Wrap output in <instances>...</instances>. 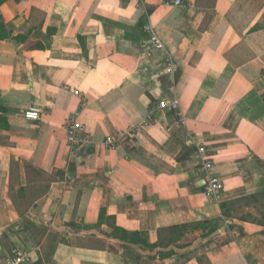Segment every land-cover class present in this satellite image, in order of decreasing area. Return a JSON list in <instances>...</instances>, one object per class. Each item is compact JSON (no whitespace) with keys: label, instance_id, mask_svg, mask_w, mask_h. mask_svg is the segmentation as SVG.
<instances>
[{"label":"crops","instance_id":"obj_1","mask_svg":"<svg viewBox=\"0 0 264 264\" xmlns=\"http://www.w3.org/2000/svg\"><path fill=\"white\" fill-rule=\"evenodd\" d=\"M173 97L184 122L158 108ZM75 113L91 140L72 146ZM263 191L264 0H0V260L24 248L26 264H264V199L221 207Z\"/></svg>","mask_w":264,"mask_h":264},{"label":"built area","instance_id":"obj_2","mask_svg":"<svg viewBox=\"0 0 264 264\" xmlns=\"http://www.w3.org/2000/svg\"><path fill=\"white\" fill-rule=\"evenodd\" d=\"M192 0H166V4L181 6L190 3ZM145 30L148 32V41L159 49H164L163 42L159 39L156 33L153 31L151 26H146ZM167 69L171 72L175 71V65L171 58L166 60ZM79 94V91L75 92ZM159 109H171L176 111L179 115V121L184 122V114L181 112V105L176 97L171 99L164 98L158 103ZM25 117L32 120H39L41 118L40 110L38 108L32 107L25 111ZM154 118V110H152L146 118V122H151ZM66 132L69 143L72 146L83 145L91 140V136L88 133L86 126L80 120L79 113H75L66 124ZM118 138L114 136H109L106 139V145L109 148L117 147ZM199 153L201 155V163L198 168L200 174L205 175L206 183L204 185V192L208 196H215L219 194L224 189L223 180L221 177L215 173L214 170V160L213 156L208 152V150L201 146L199 147ZM34 257L31 251L24 248H15L11 253L5 254V256L0 260V264H26L32 263Z\"/></svg>","mask_w":264,"mask_h":264},{"label":"trees","instance_id":"obj_3","mask_svg":"<svg viewBox=\"0 0 264 264\" xmlns=\"http://www.w3.org/2000/svg\"><path fill=\"white\" fill-rule=\"evenodd\" d=\"M260 196H264V191L262 192V194L260 195H254V196H251V197H244V198H241V199H237V200H234L232 202H229V203H222L221 204V207L223 209V214L225 216H229L233 211H235V208H234V204L237 203V202H240V201H249L250 199H256V198H259ZM192 225H194V227H198V226H204L205 223H197V224H182V225H177V226H174V227H171L169 229H165V231L167 233H170V235L174 232L177 233V235L175 236H170V238L168 239L169 241L171 240H175V239H178L180 238L181 236H183L184 234V229H187L189 227H191ZM214 228V227H213ZM117 230L121 231L120 233H122V236L126 239H129L130 238V235L132 234H129L127 231L125 230H122V229H118ZM134 235V234H133ZM134 236H137L139 237L138 239L139 240H143L144 241V237L147 236L146 233H135ZM130 239H134L133 237L130 238Z\"/></svg>","mask_w":264,"mask_h":264},{"label":"rangeland","instance_id":"obj_4","mask_svg":"<svg viewBox=\"0 0 264 264\" xmlns=\"http://www.w3.org/2000/svg\"><path fill=\"white\" fill-rule=\"evenodd\" d=\"M259 199H264V196H260L259 197ZM254 199H252V201H253ZM246 202H249V201H240V202H237V203H235L233 206H234V208H235V211L238 213V214H240V212H241V209L242 208H244V203H246ZM241 208V209H240ZM206 227V226H205ZM207 227L208 228H210V229H213V224L212 223H210L209 225H207ZM194 225H192L191 227H189V228H187V229H184V232H192L193 230H194ZM166 240L167 239H169L170 238V236H175V235H177V233L176 232H174V233H172L171 235H170V233H167L166 232ZM186 237H188L189 238V236H186Z\"/></svg>","mask_w":264,"mask_h":264},{"label":"water","instance_id":"obj_5","mask_svg":"<svg viewBox=\"0 0 264 264\" xmlns=\"http://www.w3.org/2000/svg\"><path fill=\"white\" fill-rule=\"evenodd\" d=\"M205 183H206V180L202 179V181L200 182V185H205Z\"/></svg>","mask_w":264,"mask_h":264}]
</instances>
